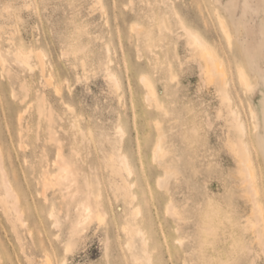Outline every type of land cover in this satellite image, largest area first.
<instances>
[{
    "label": "rangeland",
    "instance_id": "374dc122",
    "mask_svg": "<svg viewBox=\"0 0 264 264\" xmlns=\"http://www.w3.org/2000/svg\"><path fill=\"white\" fill-rule=\"evenodd\" d=\"M214 7L231 34V50ZM174 9L200 31L204 17L221 41L233 100L247 123L248 101L256 114L252 138L264 193V0H0V46L7 54L5 70L0 66V154L25 221L18 241L0 209V264H46L47 257L51 264H147L146 252L152 264H264L248 224L251 204L227 148L228 129L215 117L213 93L200 89ZM18 47L42 51L53 84L35 57L31 72L16 61ZM235 61L252 82L247 95ZM143 75L162 110L145 102ZM160 132L171 169L164 188L157 184L162 168L152 161ZM58 150L75 181L43 188V173L57 171ZM120 150L133 188L109 167ZM88 194L93 203L100 195L103 220L76 231ZM170 202L177 215L167 212ZM134 207L141 210L137 220ZM128 225H139L147 246L123 231Z\"/></svg>",
    "mask_w": 264,
    "mask_h": 264
},
{
    "label": "bare ground",
    "instance_id": "6f19581e",
    "mask_svg": "<svg viewBox=\"0 0 264 264\" xmlns=\"http://www.w3.org/2000/svg\"><path fill=\"white\" fill-rule=\"evenodd\" d=\"M213 13L216 17L218 29L224 39V42L227 48L231 50L232 37L227 24L215 7ZM173 14L176 19L177 28L180 30L181 36H183L185 42V46L189 52V57L196 63V66L198 68L200 89L212 92L213 98H216L218 101V106L217 108H215L214 112L215 117L221 120L224 123L225 127L228 129L227 148L229 150V153L235 159L237 166V176L240 178V181L242 183L244 197L251 204V213L248 218V224L255 235V241L258 243V247L262 249V252L264 254V193L261 192L259 186L260 178L256 170V159L254 157V150L257 143H255L252 138L253 135H256L258 129V126L255 123V111L253 110L251 103L248 101L247 123L246 120H244L242 111L235 104L230 92L229 70L226 65L227 59L225 61V58L223 56L225 54L223 52L221 41H218L219 37L217 35L212 34V29L205 21V18H201L204 31H200L199 29L197 30L194 27L188 25L175 9L173 11ZM7 53L9 54V50L7 51ZM6 55L7 54H4V52H2V48L0 46V66L3 70H5L6 67ZM13 56L20 65L30 70V72L34 68L30 63V59L32 57H35L36 64H38L41 68L40 73L45 78L46 83L53 84V77L51 73H49L48 75L45 74V65L43 61L44 55L42 51H34L33 49L25 51L22 48L18 47L15 48ZM235 65L238 84L243 93L247 95L253 90L252 82L250 81L243 66H241V64L237 61H235ZM107 75L110 81L116 86L118 81H116V77L110 69H107ZM140 81L145 88V102H147L149 105L154 104L157 109L162 110L163 108L159 104L156 90L151 81L144 75L140 78ZM54 90L57 94L60 93L57 86H55ZM20 122L21 120L18 123ZM48 122L50 124L51 117H48ZM157 125L160 126L159 123ZM157 128L159 127L157 126ZM116 132L118 133L120 140H122L121 138L123 137L124 132L121 126H117ZM60 152L61 151L59 150L56 152V157L53 161V164L57 168L56 173L50 174L48 172H45L42 175L43 188L47 186L52 187L53 185H64L65 182H71L73 180L75 181V174L70 169L69 165H67V163L64 161ZM166 155L167 151L163 144V133L160 132L158 134L157 142L152 152V161H154V163H158L159 167L161 166L163 171V177L160 180L158 179L159 181H157V184L160 188L165 187V185L168 183L167 180L171 176V169L165 161ZM109 167L112 171L113 176L117 178L119 177L122 183L129 186L130 188L134 187V184L128 182L126 179V176H132L133 171L130 166L129 159L123 151L120 150L117 160H115L114 157L110 156ZM117 189H119V187H117ZM42 194H44L43 191ZM125 196L128 198L127 193L125 194ZM135 199L136 197L132 193L130 200L133 202L135 201ZM94 203L91 199L90 194L85 196L84 200L79 205V216L73 223L74 230L77 231L80 228H84L88 224L90 225L93 221L101 222L103 220L102 214L97 210V207L102 206L100 195L96 197V202ZM166 208L167 212L170 213V215L178 214L177 210L171 202ZM0 209L1 213L5 217L6 221L10 225L13 233L19 241V237L17 235V227L25 226L23 211L20 207L19 197L7 177L1 154ZM132 211L133 216L137 220V218L141 216V210L138 207H134ZM49 217L52 219L53 226L58 227L59 221L57 216L53 213V210L49 214ZM123 231H129L133 235L138 234L141 237L144 246L148 245V239L142 232L139 225H137V227H133L131 225L125 226L123 228ZM178 243H181V241L178 240ZM130 247V243H127V248L130 249ZM146 262L147 264H152V260L147 252ZM46 264H51V261L48 257L46 258ZM61 264H64V261L61 262Z\"/></svg>",
    "mask_w": 264,
    "mask_h": 264
}]
</instances>
